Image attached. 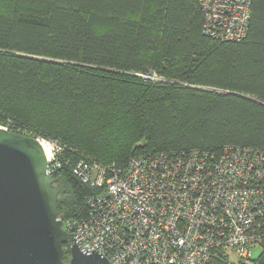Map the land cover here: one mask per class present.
Returning <instances> with one entry per match:
<instances>
[{
  "label": "trees",
  "instance_id": "obj_1",
  "mask_svg": "<svg viewBox=\"0 0 264 264\" xmlns=\"http://www.w3.org/2000/svg\"><path fill=\"white\" fill-rule=\"evenodd\" d=\"M201 21L197 0H0V124L64 147L61 221L88 213L81 159L264 151V0L239 42L204 36Z\"/></svg>",
  "mask_w": 264,
  "mask_h": 264
},
{
  "label": "built area",
  "instance_id": "obj_2",
  "mask_svg": "<svg viewBox=\"0 0 264 264\" xmlns=\"http://www.w3.org/2000/svg\"><path fill=\"white\" fill-rule=\"evenodd\" d=\"M197 2L204 36L223 42L246 37L252 0ZM0 129L9 131L3 124ZM30 137L49 152L52 177L64 147ZM72 173L93 192L85 218L62 221L67 252L76 245L108 264H262L260 257L251 260L250 251L264 252L263 150L150 151L131 157L124 168L81 159Z\"/></svg>",
  "mask_w": 264,
  "mask_h": 264
},
{
  "label": "water",
  "instance_id": "obj_3",
  "mask_svg": "<svg viewBox=\"0 0 264 264\" xmlns=\"http://www.w3.org/2000/svg\"><path fill=\"white\" fill-rule=\"evenodd\" d=\"M58 194L41 145L0 129V264H108L76 245L64 261L69 238L58 216Z\"/></svg>",
  "mask_w": 264,
  "mask_h": 264
},
{
  "label": "rangeland",
  "instance_id": "obj_4",
  "mask_svg": "<svg viewBox=\"0 0 264 264\" xmlns=\"http://www.w3.org/2000/svg\"><path fill=\"white\" fill-rule=\"evenodd\" d=\"M261 255V249L259 247L253 248L250 251L251 260H257Z\"/></svg>",
  "mask_w": 264,
  "mask_h": 264
},
{
  "label": "bare ground",
  "instance_id": "obj_5",
  "mask_svg": "<svg viewBox=\"0 0 264 264\" xmlns=\"http://www.w3.org/2000/svg\"><path fill=\"white\" fill-rule=\"evenodd\" d=\"M44 152H45L46 157L48 158L50 156L49 152L46 149L44 150Z\"/></svg>",
  "mask_w": 264,
  "mask_h": 264
}]
</instances>
